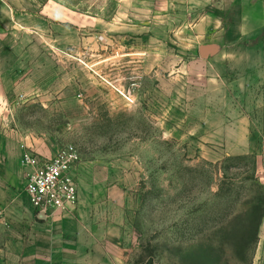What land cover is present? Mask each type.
Listing matches in <instances>:
<instances>
[{
    "label": "rangeland",
    "instance_id": "obj_1",
    "mask_svg": "<svg viewBox=\"0 0 264 264\" xmlns=\"http://www.w3.org/2000/svg\"><path fill=\"white\" fill-rule=\"evenodd\" d=\"M205 6L0 0V147L20 142L15 161L24 166L27 151L50 159L74 145L87 166L86 196L98 194L93 181L111 180L105 189L116 187L123 202L110 209L121 224L116 264H264V132L254 139L259 124L251 118L241 154H232L239 140L208 136L203 104L222 86L215 102L227 112L234 102L242 108L207 67L214 60L215 70L227 71L228 60L199 51L229 44L191 38ZM224 29L236 32L207 31ZM21 68L23 88L13 89ZM6 155L0 149V264L52 263L24 190L28 173L5 167L13 161ZM19 171L13 201L2 184Z\"/></svg>",
    "mask_w": 264,
    "mask_h": 264
},
{
    "label": "crops",
    "instance_id": "obj_2",
    "mask_svg": "<svg viewBox=\"0 0 264 264\" xmlns=\"http://www.w3.org/2000/svg\"><path fill=\"white\" fill-rule=\"evenodd\" d=\"M205 5V9L199 8L200 14L197 15L198 19L194 23L196 33L191 38L194 37L193 40L196 42L200 39L204 42L229 44L224 47L213 46V50H205L203 57L228 60L229 69L227 71L223 70L224 66L221 68L222 71L215 70L217 64L214 60H208L207 67L216 72L214 73L216 78L213 81L215 84L229 83L230 95L232 99L237 100V108L241 107L242 109H235L234 102L232 110L227 112L223 108L222 101L215 102L217 99L222 100V95L220 99L218 95L222 94V90H227L222 86V89H219V92L214 96L213 103L208 101L205 104L202 103L205 107L202 114L207 133L211 131L208 136L239 140L237 151L232 154H241L249 144L251 135L249 127H251L250 123L254 121V119L251 121V118L257 116L254 123L259 124V127L252 132L255 134L254 139L259 138L260 134L264 132V0H205ZM5 10L7 9L5 8ZM218 13L221 14V17L217 16ZM31 16L39 21L43 19V16ZM220 26L234 27L236 32L224 34V29L221 33L212 35L207 31L209 27ZM249 28L252 29L249 30ZM199 31L201 32L198 33ZM247 44L254 45L248 47ZM254 47H256L255 51ZM201 50L202 48L199 51L201 52ZM0 65L2 64L0 63ZM22 71L21 68L19 73H16L19 81L13 84V89L23 88L21 80L27 74ZM214 106L219 107L214 109ZM228 121L231 123L230 126L227 125ZM0 149L7 154L6 156H9L7 160L13 157L12 162H5V167L9 168L12 165L16 166L18 170L24 169L29 173L28 167L22 166L19 160L15 161L16 155L21 154L20 142L12 144L7 142ZM31 151L34 152V150ZM86 167L80 164L77 169L76 179L80 190L79 203L74 211H56L48 218L36 216L38 220L42 221L40 229L45 230L49 238V244L45 246L48 254L46 259H51L52 263L48 264L117 263V256L111 251L112 247L119 243L117 237L121 224L116 215L110 213V209L117 207V210H122L123 202L115 196L116 187L112 190L105 189L109 187V183L112 185L109 178H99L97 182L93 181V184L99 187L98 194H95L94 198L86 196L85 192L81 190L84 183L90 182L86 174ZM21 177L22 173L19 171L18 175L12 177L8 174L4 178L3 193H9L13 201H16L14 192L21 182ZM115 179L114 181L119 182L122 178L117 176Z\"/></svg>",
    "mask_w": 264,
    "mask_h": 264
},
{
    "label": "built area",
    "instance_id": "obj_3",
    "mask_svg": "<svg viewBox=\"0 0 264 264\" xmlns=\"http://www.w3.org/2000/svg\"><path fill=\"white\" fill-rule=\"evenodd\" d=\"M79 162V151L74 145L61 148L50 159L33 151L23 155V164L30 170L24 190L38 215L48 218L56 211L72 212L77 208L79 193L75 171Z\"/></svg>",
    "mask_w": 264,
    "mask_h": 264
},
{
    "label": "water",
    "instance_id": "obj_4",
    "mask_svg": "<svg viewBox=\"0 0 264 264\" xmlns=\"http://www.w3.org/2000/svg\"><path fill=\"white\" fill-rule=\"evenodd\" d=\"M205 50H207V49L203 48V49L201 50V54H202V55H205ZM40 218H45V216H44V215H40Z\"/></svg>",
    "mask_w": 264,
    "mask_h": 264
}]
</instances>
